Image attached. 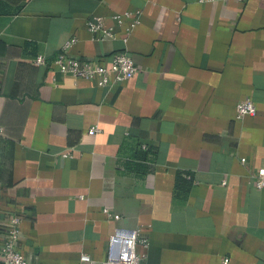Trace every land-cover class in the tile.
<instances>
[{
    "label": "crops",
    "instance_id": "crops-1",
    "mask_svg": "<svg viewBox=\"0 0 264 264\" xmlns=\"http://www.w3.org/2000/svg\"><path fill=\"white\" fill-rule=\"evenodd\" d=\"M72 39L70 56L126 53L137 73L104 88L59 73ZM259 169L264 0H0V251L15 213L31 264H101L134 231L143 264H264Z\"/></svg>",
    "mask_w": 264,
    "mask_h": 264
},
{
    "label": "built area",
    "instance_id": "built-area-1",
    "mask_svg": "<svg viewBox=\"0 0 264 264\" xmlns=\"http://www.w3.org/2000/svg\"><path fill=\"white\" fill-rule=\"evenodd\" d=\"M217 0H198L199 3H211ZM244 2L246 0H224ZM114 22L121 26L123 20L129 21L126 31L133 29L137 20L132 14L116 15L113 17ZM89 32L98 35L97 40L103 41L106 38L114 39L113 27L105 26L101 18H95L87 24ZM72 39L64 49L57 55L53 63L59 73L72 76L79 80L97 81L98 87H110L115 84L130 80L137 73V68L132 58L126 53H114L110 57L109 64L82 61L68 53L69 47L74 44ZM46 61L44 57L38 56L34 59V64L43 66ZM256 113L255 104L251 99L240 101L235 107V117L241 120L247 116H253ZM98 132L96 127L89 129L88 134L94 135ZM244 162V161H243ZM254 178V185L257 189L264 190V171L259 169ZM113 216L109 214V217ZM115 218H118L114 215ZM20 222L19 215L12 213L9 219V227L6 231L4 243L1 247L0 255L4 264H31L25 260L21 252L18 250V241L20 237ZM138 243H142L146 248V241L141 238L140 231H134L131 236L113 235L108 241L107 256L101 264H143V257L137 255L135 247ZM80 264H96L89 255L81 254L79 258Z\"/></svg>",
    "mask_w": 264,
    "mask_h": 264
}]
</instances>
